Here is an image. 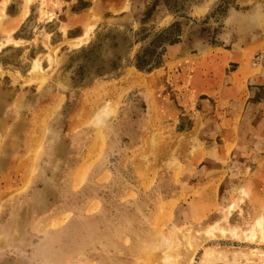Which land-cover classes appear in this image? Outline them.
Here are the masks:
<instances>
[{"label": "rangeland", "instance_id": "obj_1", "mask_svg": "<svg viewBox=\"0 0 264 264\" xmlns=\"http://www.w3.org/2000/svg\"><path fill=\"white\" fill-rule=\"evenodd\" d=\"M1 35L0 264H264V0H34Z\"/></svg>", "mask_w": 264, "mask_h": 264}, {"label": "crops", "instance_id": "obj_2", "mask_svg": "<svg viewBox=\"0 0 264 264\" xmlns=\"http://www.w3.org/2000/svg\"><path fill=\"white\" fill-rule=\"evenodd\" d=\"M34 0H0V35L2 37L11 36L17 32V30L23 25L26 18L28 17L31 11V5ZM14 5V6H13ZM12 10V14L8 12ZM90 19L89 10L80 11L77 13L71 12L67 17V21L70 24L69 30L73 29L77 25H83V22ZM84 26V25H83ZM9 27V32L7 35L3 32L2 28ZM4 34V35H3ZM255 170H260L261 172L264 169V155L259 158Z\"/></svg>", "mask_w": 264, "mask_h": 264}, {"label": "bare ground", "instance_id": "obj_3", "mask_svg": "<svg viewBox=\"0 0 264 264\" xmlns=\"http://www.w3.org/2000/svg\"><path fill=\"white\" fill-rule=\"evenodd\" d=\"M85 35H86V34H85ZM80 40H81V39H80ZM80 40H79V41H80ZM258 221H261V220L258 219ZM257 226H258V228H260V225H259V224H257ZM208 253H209V254H212V252H210V251H209ZM235 253H237V252H235ZM235 253H234V254H235ZM179 261H181V260H179ZM179 261H178V262H179ZM184 263H185V262H184ZM181 264H182V263H181Z\"/></svg>", "mask_w": 264, "mask_h": 264}]
</instances>
